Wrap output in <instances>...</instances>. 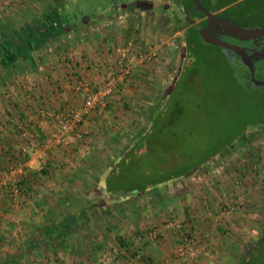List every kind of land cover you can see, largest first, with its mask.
Returning <instances> with one entry per match:
<instances>
[{
  "label": "rangeland",
  "instance_id": "rangeland-1",
  "mask_svg": "<svg viewBox=\"0 0 264 264\" xmlns=\"http://www.w3.org/2000/svg\"><path fill=\"white\" fill-rule=\"evenodd\" d=\"M179 1L182 0H172V5L169 7L177 11V14L169 12L174 17L159 8L164 6H158L146 14V16H150V21L155 20L153 24L145 23L141 30L145 34L152 35L148 42L137 38L139 36L135 33L138 30H131L129 24L131 32L126 33L128 28L123 30L127 21L132 19L130 8L134 6L131 3L120 6L119 10H123L122 14L125 15L111 13L108 18L104 19L103 28L107 29L108 44L104 47V51L99 50L100 52L94 60L89 61L92 65L97 61L100 63L106 61L105 68L107 65L115 68L118 61L123 59V62L130 67L131 75L130 82L126 85L123 84L122 90L132 86L134 89H139L137 92L139 95L134 96L133 100L121 109L122 114L119 113L120 118H117L119 122H110L105 133L98 138V144L93 145V152L96 153L94 161L101 162L100 170L94 171L89 165L85 167L80 164L79 170L74 172L78 174L75 177L76 184L73 185L75 191L72 194L78 197L92 195L90 197L93 198V195H96L94 183L104 179L109 173L108 168L123 159L135 143L137 145L134 152L128 159L130 164L124 166L121 162L119 167L118 165L114 166L118 167L116 182L117 180L121 182V179L127 182L129 174H132L133 178L142 184L152 180L166 181L169 175L178 173L188 165L194 166L187 174L176 179V182L178 184L185 183L186 187L190 189L188 192L197 191L199 197L203 193L206 198L204 212L211 211L214 214L216 226L223 223L224 229H227L228 217L239 216L238 222H234L235 226L232 228L235 231L237 230L235 228L241 229L245 240H242L241 246L238 244L232 246L238 247L236 253L232 252L234 255L231 261L233 262L230 263L235 264L238 254L246 248H253L258 242L259 236L264 232V84L250 82L247 67L241 63L237 53L232 50L213 44L209 45L205 41L199 40L195 44L189 45L191 52L185 53V39L188 35L186 24L183 22V13L178 5ZM204 1L206 5L207 1ZM47 2L49 0H45V4ZM74 2L87 12L104 10L110 4V0H75L72 4ZM232 4L228 10L230 13H247L236 19L235 25L245 29L264 27V0H237ZM169 8L166 7L167 10ZM139 12L141 11L138 10L137 14L140 15ZM111 27L114 28L115 33L109 36L108 30ZM176 32H180V34L174 36ZM121 34H132V36L123 40L120 37ZM170 37L172 39L167 42ZM234 39H236V43L230 44H240L239 46H241L246 42H251V39ZM152 52L156 53V59L153 60V57L147 59L149 53ZM133 56L135 58L131 60ZM184 56L189 57L191 62L188 63L191 66L187 65L186 69L182 68ZM83 58L84 55H80L81 62H83ZM252 58L255 65V78L262 81L264 80V56L252 54ZM193 66L195 69L191 68ZM181 68L185 73L180 74ZM95 71L99 74L97 81L103 79L104 68L101 67L100 71V67L97 69L96 66ZM11 79L10 77L7 80ZM14 80L16 78L13 77L11 81L14 82ZM174 86L175 94L169 99L171 101H167ZM113 95L107 98V104ZM106 108L102 110V115ZM40 110L44 111V114L47 112L51 114L59 109ZM160 114L161 117L158 118L157 123L152 125L156 116ZM52 124L54 128V123L52 122ZM149 129L150 131L147 133ZM32 132L35 134L34 131ZM237 133L239 136L231 144L230 141ZM144 134H146L145 137L140 139ZM89 145L92 146L90 142ZM217 148H219V152L216 155L214 154L201 163L204 155L218 151ZM81 159V157H73L71 162L77 161L78 163ZM82 163L88 164L87 157ZM42 172L47 175L50 173L49 170ZM126 174L128 175L124 176ZM70 175H73V171ZM19 184L24 190L27 189L32 192V195L35 194L33 187L26 188L23 182H19ZM121 185L124 184L120 183L119 186ZM176 187H178L177 184L169 192L171 195H174L175 192L177 195L180 194ZM164 189L162 187L161 191L166 195ZM123 193L121 192V194ZM162 193H159L160 197L163 196ZM142 194L144 195H140L138 200H133V205H137L140 213L149 212L148 214H150L153 210V191ZM193 196L196 195L192 193L191 197ZM47 197L45 198L47 204L43 203L45 211L43 210L41 228L39 224H33L32 228L38 227L48 234L61 228L72 231L68 224L70 221L66 220L65 214L59 213L60 220L56 218L55 215H58L60 209H54L55 200L52 198L53 202H49ZM94 206L95 204L89 208L93 214L87 221L91 225L90 230L92 231L95 229L94 225L98 227V222L95 220L97 215H102L106 209L102 208L103 211L99 208L98 210ZM223 208L228 211L226 214L222 212ZM96 209L98 212H95ZM111 210L106 209V212L110 213ZM167 214L166 219L173 218L182 221L177 219L176 215H172V212H167ZM192 219L193 223L190 226H185L184 229L187 231L196 229L197 234H200L199 231H202L203 228L199 224V218ZM63 224L64 226H62ZM213 226L215 229V225ZM83 229L81 226L77 230L82 231ZM151 229L148 228L147 232ZM225 232H229V230ZM225 232L223 233L226 234ZM146 235L148 234L146 233ZM146 237L151 241L156 240ZM236 237L233 238V241H236ZM43 239L48 240L46 243L55 244L57 237H50L49 234V237L45 236ZM112 252L118 257V251L112 249Z\"/></svg>",
  "mask_w": 264,
  "mask_h": 264
},
{
  "label": "crops",
  "instance_id": "crops-1",
  "mask_svg": "<svg viewBox=\"0 0 264 264\" xmlns=\"http://www.w3.org/2000/svg\"><path fill=\"white\" fill-rule=\"evenodd\" d=\"M73 1L75 0H49L45 4V0H29L17 10L24 11L29 7L35 12L42 13L47 12L46 10L50 8L56 9V13L64 12L62 16L65 18L63 17L60 21L61 24L63 23L61 31L52 32L44 40L42 38L43 42L33 50L32 54L36 63L34 61L25 63L24 60L23 71L11 75L12 79L16 78L14 82L11 79L0 83V108H2L0 109V171H6L13 163V159L19 155L18 123L20 120L27 119L29 121L27 129L34 131L38 137L36 146L26 157L25 174L23 181H20L26 188L33 187L35 194L32 195V192L26 189L25 196L24 194L22 196L21 193L16 197L19 204L17 208H13L14 204L7 196L2 185L3 182H0V264H183V258L180 259L176 252L178 237L182 231L166 226L164 221L168 216L167 212H172V215H176L177 219L184 221V226H190L193 223L192 218H199V224L203 228L202 231H199L200 234H197L196 229L188 228L190 235L199 241L198 255L191 264H230L233 262L231 258L234 254L229 247L237 246V244L241 246L242 240H245L241 229L235 228L237 229L235 231L232 228L238 222L239 216L228 217L227 229H224L223 223L216 226L214 214L211 211L204 212L206 198L203 193L199 197L197 191L188 192L190 189L186 187V184H178L176 179L148 186L141 193L121 194L120 192L116 195L106 189V179L104 178L94 183L96 195H93V198L90 197L92 195L77 196V198L84 199L82 207L85 210L82 214L78 215L77 211L69 213L59 205V200L65 195L70 194L71 201L76 198L72 192L75 191L73 185L76 184L75 177L78 173L74 172L79 170L80 164L88 166L87 163L83 164L82 162L86 157L95 153L93 145L98 144V138L105 133L107 125L112 121L119 122L117 118H120L119 113L122 114L121 109L127 106L126 104L133 100L134 96L139 95L137 94L139 89H134L132 86L126 87L110 98L103 115H95L80 123L75 129L76 134H73V141L71 140L69 144L59 145L51 142L45 147L41 146L40 141L51 135L53 124L49 120V113L44 114V111L40 109L47 111L60 108L75 109L82 104L84 94L74 90L75 79L85 77L88 83H95L99 79V74L88 67L86 63L82 64L78 55H84L85 60H94L100 52L99 50L104 51V47L108 44L107 29L103 28L104 19L108 18L111 13L125 15L122 14L123 10H119L120 6L125 5V0H110V4L104 10L89 12L82 10L75 2L72 4ZM42 2L45 5H42ZM130 3L134 6L130 8L132 19L127 21L123 30L128 28L126 33L131 32L129 24L131 30H138L135 33L139 36L137 38L148 42L152 35L145 34L141 30L145 23H155V20L150 21V16H146V14L158 6H139ZM231 5H228L227 8H231ZM159 8L174 17L170 14V9ZM138 10L141 11L140 15L137 14ZM14 12H1L0 29L4 24L5 17L15 16ZM56 21L59 20L56 18ZM58 24L59 22L56 24L59 28ZM108 31L109 36L115 33L113 27ZM178 33L180 34V32L174 33V36ZM129 36L131 37L132 34H121L120 37L125 40ZM156 38H158L157 35ZM170 39L172 38L170 37L167 42ZM195 43L196 41H194ZM134 58L133 56L131 60ZM184 60L185 56L182 68L185 67ZM182 68L180 74L184 73ZM7 97L8 99H6ZM89 142L92 146L89 145ZM73 157L82 159L78 162L79 164L74 161L75 164L71 162ZM74 165L78 167H74ZM110 169L111 167L108 168V170ZM44 170H49L50 173L44 174L42 172ZM72 171L73 175L71 176ZM63 174H66L67 177ZM72 178L73 180H71ZM176 184L178 185L177 192L180 191V194L177 195L175 192L174 195H171L169 192L175 188ZM162 187L165 188L166 195L162 193ZM22 189L24 190V188ZM152 191L154 195L152 212L150 214H148L149 212L140 213L137 205H133V200H138V197L144 195L142 194L144 192L151 193ZM159 193H162L163 196L160 197ZM192 193L196 196L191 197ZM45 196H48L49 202H53L52 198L55 200L54 209H60L58 215H55L58 220H60L59 213H62L66 215V219L71 221L68 224L72 231L61 228L49 233L50 237H57L55 244L46 243L48 240L43 238L49 237V234L40 229L45 211L43 203L47 204ZM127 203L129 205H126ZM92 204H95L94 208L98 210L99 208L114 210L107 213L106 209L105 211L102 209L104 211L102 215H97L95 219L98 222V227L94 225V231L90 230L91 225L87 223L93 214L89 209L93 206ZM206 204L208 205V203ZM97 209L95 212H98ZM204 220L206 222H203ZM33 224H39L40 228H32ZM56 224L58 226V221ZM213 225H215V229ZM81 226L84 229L78 231V227ZM153 227L158 229L160 234L155 241L146 237L147 229ZM226 230L229 232H225ZM235 236L237 239L233 241ZM112 249L118 251V257L113 254ZM14 256L15 260L12 259Z\"/></svg>",
  "mask_w": 264,
  "mask_h": 264
},
{
  "label": "trees",
  "instance_id": "trees-1",
  "mask_svg": "<svg viewBox=\"0 0 264 264\" xmlns=\"http://www.w3.org/2000/svg\"><path fill=\"white\" fill-rule=\"evenodd\" d=\"M120 1H124V0H120ZM206 1L210 5V8L214 10H218L224 6H228L236 2L237 0H206ZM49 9L50 8L46 10L47 12L49 11V13L47 12L40 13L38 11L35 12L28 7L24 11H15L14 12L15 16L10 15V16L5 17L4 24L2 28L0 29V82L1 83L9 79L11 75L14 74V72L23 71L24 68H23L22 63L24 60H25L24 61L25 63L27 61L28 62L34 61V63H36V60L33 57L32 52L34 49H36L39 46V44L43 42L42 38L44 40V38H46V36L47 37L50 36L52 32L56 33V32L61 31V27L63 23L61 24L60 21L64 17L62 16L64 12L56 13L55 12L56 9H53V10L50 9L51 11ZM228 10L226 12H229ZM231 14H232V17L241 18L247 13H236L235 12ZM56 18L59 21H56ZM57 22H59L58 24L60 25L59 28L56 25ZM16 25H18V27H15ZM185 40H186L185 52H191L189 51V45L194 44V40H192L191 36H188ZM188 63H191L189 60V57L187 58V56H185V64H184L185 67L184 68H187L186 66L190 65ZM191 68L195 69L194 66ZM250 82L252 81L250 80ZM174 90H175V86L172 88L171 92L169 93L168 95L169 98H167V101H171L169 99H171L174 96L175 94ZM159 117H161V114L156 116L152 125H155L157 123V120ZM152 125L150 126V128L152 127ZM258 125H261V124H258ZM149 131L150 129L147 131V133ZM146 134L142 135L140 139L144 138ZM237 136H239L238 133L230 141L231 144L236 140ZM136 145L137 143H135L134 146H132L131 149L128 150V152L124 155L123 159L119 160V162L115 166L118 165L119 167L121 165V162H123L122 164H124V166L125 165L128 166L130 164L128 161L129 156L133 154ZM219 148H217L216 150H218ZM218 152L219 150L204 155L201 159V163H204L211 156H213L214 154L216 155ZM94 154L96 153H93L91 156L87 158V162H88V165L94 171H99L101 167L100 166L101 162L98 161L96 163L94 161V157H95ZM117 168L112 166L111 169L109 170V173L105 177L106 186H107L106 189H108L109 191H112L113 194L120 193V192H124L127 194H133V193L146 190L148 186L158 184L162 181H165V180H152L151 182L142 184V183H139L137 179H134L132 174H129V175L126 174L124 176L128 175L127 177H129V180H127V182H124V179L123 180L121 179V182L118 180L116 182ZM193 168L194 166L188 165L181 171H178V173L169 175L168 178H166V181L177 179L183 176L184 174H187ZM118 183L119 184L121 183L124 185L119 186ZM113 187H116V188L113 189ZM70 198H71L70 195H65L64 197H62V199L59 200L58 202L59 205H61L69 213H73V211L74 212L77 211L78 215L82 214L83 211L85 210V208L83 209L82 207L84 204L83 203L84 199L77 198L76 196V198H74V200L71 201ZM87 201L88 203H90L89 200ZM85 207H86V204H85ZM66 220H70V219L67 218ZM232 246L230 247L231 251L233 253H236L238 247H232ZM15 258H16L15 256L12 257V259L14 260ZM235 264H264V232L259 236L258 242L255 244L253 248H246L242 250L240 254H238V258Z\"/></svg>",
  "mask_w": 264,
  "mask_h": 264
},
{
  "label": "built area",
  "instance_id": "built-area-1",
  "mask_svg": "<svg viewBox=\"0 0 264 264\" xmlns=\"http://www.w3.org/2000/svg\"><path fill=\"white\" fill-rule=\"evenodd\" d=\"M29 0H0V24L2 15L1 12H12L17 11L25 5ZM156 53H149L147 59L155 58ZM80 58V55H78ZM81 60V59H80ZM91 61L83 58V63H86L88 67L96 70L100 67L104 68V77L100 81L95 83H88L84 77L75 79L74 90L79 93H83L82 104L75 109H59L49 114V119L54 123L53 131L51 135L45 140H41V146L45 147L51 142L63 145L68 144L73 134L76 133L75 129L77 125L86 120L93 118L95 115L101 114L102 110L107 106V98L111 95L119 92L123 88V84L130 82L129 78L131 75L130 67L120 59L116 67L107 65L105 68L106 61L100 63L95 62L93 65ZM95 66V67H94ZM27 119H22L18 123L20 145L18 148V154L14 159L13 163L9 166L6 171H0V182H3L5 192L7 196L12 200L13 208H17L19 200L16 198L19 194H27L25 190L20 187L19 182L23 179L25 174V161L29 153L32 152V148L36 146V135L27 129ZM225 214L228 212L225 208L222 209ZM167 227L181 230V234L178 237V243L176 247L177 256L182 259L183 264H191L192 260L198 255V244L199 241L190 235V231H185L183 221H177L173 218H167L165 221ZM148 238L154 240L159 237L158 229H151L147 232Z\"/></svg>",
  "mask_w": 264,
  "mask_h": 264
},
{
  "label": "flooded vegetation",
  "instance_id": "flooded-vegetation-1",
  "mask_svg": "<svg viewBox=\"0 0 264 264\" xmlns=\"http://www.w3.org/2000/svg\"><path fill=\"white\" fill-rule=\"evenodd\" d=\"M160 1H162V2H160ZM199 1H200L202 6H204L206 9H208L210 12H212L219 19H226L232 23H235L236 19H238V18L232 17V14L230 12H226L228 10L227 6H224L218 10H214V9L210 8V5L208 3H206V5H205L204 0H199ZM130 2H132L135 5H139V6L156 5V6H164V7L169 8L172 5V0H170V2H169V0H125L124 3L126 4V3H130ZM178 5H179V8L181 9V12L183 13V22L186 24L187 35L191 36L192 40H194L196 42H198L199 40L205 41L201 37L199 31L207 26L208 19H207L206 15L203 12H201L195 8V5H194L192 0L179 1ZM186 6H187V8H186ZM169 9L174 14L177 12L173 8H169ZM185 12H188L187 18H186ZM207 34L209 36H212L214 38H219L220 40L228 42V43H236V39H234V37L232 35H229L230 32L228 30H226L224 27H222L216 23L214 25L212 24L210 26V30L208 31ZM205 42L208 43L207 41H205ZM208 44L211 45L210 43H208ZM238 45H240V44H238ZM241 47L249 48V49H255L254 52L247 51V53L249 55H251L249 61L247 59H244L243 57H240V55L237 54L241 60V63L247 67V70L249 72V78L251 80V77H250L251 71L250 70H253V75L255 78V65H254V60L252 58V54H255V55L261 54L264 56V54H263V52H264V38L251 39V42H246V43L242 44ZM229 50H231V49H229ZM261 50L263 52H261ZM258 51H260L261 53H259ZM248 67L251 69H249Z\"/></svg>",
  "mask_w": 264,
  "mask_h": 264
},
{
  "label": "water",
  "instance_id": "water-1",
  "mask_svg": "<svg viewBox=\"0 0 264 264\" xmlns=\"http://www.w3.org/2000/svg\"><path fill=\"white\" fill-rule=\"evenodd\" d=\"M192 1L195 5V8L203 12L208 19L207 26L199 31L201 37L210 44L217 45L221 48H227V49L233 50L234 52L239 54L240 57H243L244 59H247L249 61L250 55L247 53V51L254 52L255 49L244 48L239 45H234V44H230L228 42L222 41L219 38H214L212 36H209L207 33L210 30V26L212 24L214 25L215 23L219 24L220 26L224 27L226 30L230 32L229 35H232L234 38H238L239 40L264 38V27L260 29H245V28L239 27L226 19L217 18L212 12H210L208 9L202 6L199 0H192ZM187 13L188 12H185L186 18L188 17ZM258 52L261 53L263 51L261 50V52L260 51ZM251 81L256 84H264V80L258 81L254 78L253 70H251Z\"/></svg>",
  "mask_w": 264,
  "mask_h": 264
}]
</instances>
